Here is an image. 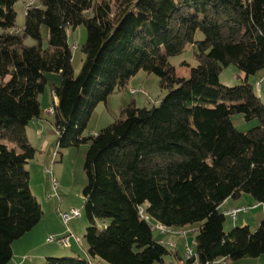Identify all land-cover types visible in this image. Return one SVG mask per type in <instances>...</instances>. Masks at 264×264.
Returning <instances> with one entry per match:
<instances>
[{"label":"trees","instance_id":"trees-1","mask_svg":"<svg viewBox=\"0 0 264 264\" xmlns=\"http://www.w3.org/2000/svg\"><path fill=\"white\" fill-rule=\"evenodd\" d=\"M16 1L0 0V264L43 215L25 168L36 153L26 126L42 114L38 96L49 72L60 75L51 115L58 145H88L82 195L89 259L163 262L170 252L154 237L153 223L197 224L188 263L263 255L264 104L246 79L226 87L219 72L228 64L246 76L264 69V0H37L19 27ZM80 24L84 58L74 75L67 30ZM188 45L197 65L179 76L168 58ZM140 69L155 74L166 95L150 107L132 101L119 118L84 135L96 104ZM233 114L256 124L240 131ZM243 194L262 205V217L252 230L225 231L219 207ZM42 264L88 262L47 257Z\"/></svg>","mask_w":264,"mask_h":264},{"label":"rangeland","instance_id":"rangeland-1","mask_svg":"<svg viewBox=\"0 0 264 264\" xmlns=\"http://www.w3.org/2000/svg\"><path fill=\"white\" fill-rule=\"evenodd\" d=\"M31 1L32 0H17L14 3L13 8L16 12L17 27L23 24L26 6ZM34 1L37 2V0ZM100 1L102 0H92L93 3ZM42 35H45L44 28H42ZM195 37L196 39H202V34L198 31ZM85 38L86 29L83 24L78 25L74 29L67 30V41L72 51L71 65L74 75L78 74L82 65L84 54L81 51V44L84 43ZM25 43L27 45H32L34 41L28 37ZM168 61L175 67L176 73L179 76H187L190 68L197 65L191 45L186 46L182 53L170 56ZM183 63H187L189 67H186ZM245 79L253 84L255 91L261 97V101L264 104V69L257 71L255 74L246 76V74L240 71L234 64H228L223 66L219 72V82L226 87L240 85ZM59 83L60 75L58 73L49 72L46 74L44 90L39 94V98L43 105H52V89L55 85H59ZM130 89H142L145 90V93L138 92L132 94L130 93ZM166 93L167 90L160 88L158 77L155 74L147 73L140 69L128 79L125 88L111 93L105 101H100L96 104L88 117L83 134L88 135L96 133L100 129L106 127L112 121L119 118L121 109L132 101L135 102L137 107H150L151 105H157ZM49 116L46 118H49ZM231 121L236 129L240 131H246L256 124V120L246 121L242 114L231 115ZM48 122L50 124V119H48ZM57 137V131L52 127H48L44 133V146L42 150H36L34 158L25 165V168L30 174L29 187L32 195L40 204L43 211L40 220L41 224L45 226L46 235L53 234L58 238L70 233L72 234V237H70V246H72V248L70 246L59 245L55 242H45L44 240V242L47 243V246L44 247V251H48L50 248L52 252L55 253L50 257H76V255H78L79 259H84L83 251L86 247V243L83 236L88 222L83 208L84 197L82 191L86 184L83 164L88 145L86 143H81L78 146L61 147L57 143ZM51 177L58 181L57 190H54L52 187ZM253 203L255 202L250 195L243 194L239 198H230L228 203L221 205L220 209L223 212L226 207L232 204L244 205L240 207L248 208V210L239 213L237 220H232L230 217L226 216L224 230L228 231L234 226H241L242 224L239 223H241L243 219L248 223L251 230L254 229L260 221L263 207L261 204L256 203L257 208H251L250 206ZM72 208L78 209L80 215L70 219L68 223H65L60 213L66 211L70 212ZM196 228L197 224L184 227L186 238H184V236L183 241L188 242L192 247H194ZM157 233L158 231L153 229L154 237L157 236ZM75 237H80L81 244L76 241ZM182 246L184 247L183 243ZM25 260H29L28 255H26ZM239 260L228 261L227 264H233ZM248 260H250L252 264H264V254L259 257L249 258ZM100 263L107 264L104 261H100ZM155 264H158V262Z\"/></svg>","mask_w":264,"mask_h":264},{"label":"crops","instance_id":"crops-1","mask_svg":"<svg viewBox=\"0 0 264 264\" xmlns=\"http://www.w3.org/2000/svg\"><path fill=\"white\" fill-rule=\"evenodd\" d=\"M39 96H38V100L40 103V107L42 109V114L40 117L33 119L26 126V134H27L28 141H29L30 145L33 146L37 151L38 150L41 151L43 146H44L45 130L48 127L54 128L52 125V122H51L52 118H51V116H49L52 114H49L47 112V108H50L53 105H51V106L47 105V104L43 105ZM52 99H53L52 104L55 103V105H56L57 99L55 97L54 98L52 97ZM47 116H49V118H46ZM48 119H50V124L48 122ZM229 199L230 198L226 199L221 205L228 203ZM240 206H244V205L232 204L231 206L226 207V209H224V210L226 211L227 209L240 207ZM250 207L251 208L252 207L257 208V204L253 203ZM219 210H221L220 207H219ZM261 217H262V215H261ZM235 220H237V217ZM243 223H244V225L249 226L248 223L244 219L239 224H242L241 226H244ZM181 229L184 230V227ZM44 235H45V239H44ZM49 235H53V234H49ZM49 235L48 234L46 235L45 226H43L41 224V220H39V222L31 230H29L28 232L23 234L20 238L13 241V243H12V257L7 262V264H42L47 257H50L51 255L55 254L52 252V250L50 248L48 251H44V247L47 246V243H45L46 238ZM70 237H72V236H70ZM181 237L182 236L178 235L177 233H169V232L164 233V234H160L159 232L157 233V236L155 238L160 242L162 241L163 245L167 246L169 249V252H170L169 255H167L163 258V262L158 263V264H164L166 261L174 260V259H177L178 257L181 256V253L183 250L182 243L184 244L183 237L182 238ZM184 238H186V236ZM44 240H45V242H44ZM70 240H71V238H69V246L71 245ZM169 244H170V246H169ZM70 247L72 248V246H70ZM85 248L83 251L84 252L83 255L85 257L84 260L87 261L88 264H89V260H92L91 263L97 262L96 259H89L88 258V256L85 253ZM26 255H28L29 260H25ZM76 257L79 258L78 255H76ZM248 259L249 258H244V259L239 260L233 264H237V263L252 264V262H250V260H248ZM241 261H243V262H241ZM99 264H101V263H99ZM187 264H200V263L195 260V261H193L191 263H187ZM226 264H227V262H226Z\"/></svg>","mask_w":264,"mask_h":264},{"label":"built area","instance_id":"built-area-1","mask_svg":"<svg viewBox=\"0 0 264 264\" xmlns=\"http://www.w3.org/2000/svg\"><path fill=\"white\" fill-rule=\"evenodd\" d=\"M34 0H32L30 3H33ZM144 93L145 91L140 89V90H135V89H130V93L134 94V93ZM47 112L49 114H53V107L51 106L50 108H47ZM52 180V187L54 190L58 189V181L51 177ZM248 210V208L246 207H235V208H231V209H227L226 211H224V215L230 217L232 220H235L236 217L238 216L239 213ZM60 215L62 216L63 220L65 223H68L70 221V219L79 216L80 212L78 209L72 208L70 210V212H63L60 213ZM147 219V217H146ZM153 229H156L160 234H164V233H177L178 235L184 237L186 232L181 229V228H171V227H167L164 226L162 224L159 223H153L152 224ZM70 236H72V234H68L65 235L63 237H58L56 238L54 235H49L46 238V241L51 243V242H55L59 245H63V246H69V238ZM76 241L81 244V239L80 237H75ZM161 243H163L161 241ZM170 246V244H169ZM195 250L194 247H192L188 242H184V247L181 253V256L178 257L177 259L174 260H169L166 261L164 264H187L189 260L193 259L195 257ZM92 262V261H91ZM89 262V264H99L98 262H93L91 263ZM207 264H226V261L224 258H218L216 260H214L211 263H207Z\"/></svg>","mask_w":264,"mask_h":264}]
</instances>
